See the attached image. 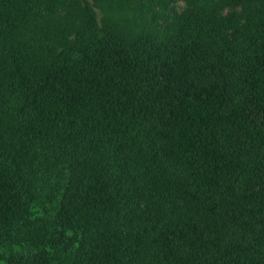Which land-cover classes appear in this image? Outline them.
<instances>
[{
	"label": "trees",
	"instance_id": "obj_1",
	"mask_svg": "<svg viewBox=\"0 0 264 264\" xmlns=\"http://www.w3.org/2000/svg\"><path fill=\"white\" fill-rule=\"evenodd\" d=\"M174 1L0 0V264H264V0Z\"/></svg>",
	"mask_w": 264,
	"mask_h": 264
},
{
	"label": "rangeland",
	"instance_id": "obj_2",
	"mask_svg": "<svg viewBox=\"0 0 264 264\" xmlns=\"http://www.w3.org/2000/svg\"><path fill=\"white\" fill-rule=\"evenodd\" d=\"M185 9H186V5L184 4V2H182L181 0H176L171 5L168 11V16L169 18H172L173 15L183 14ZM228 12H239V8L237 6L232 7V8H226L224 10V13H228Z\"/></svg>",
	"mask_w": 264,
	"mask_h": 264
}]
</instances>
